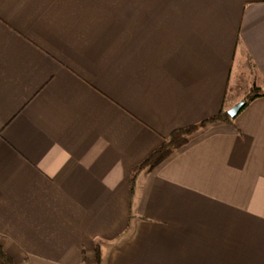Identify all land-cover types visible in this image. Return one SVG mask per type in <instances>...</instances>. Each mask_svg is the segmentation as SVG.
Returning a JSON list of instances; mask_svg holds the SVG:
<instances>
[{"label": "crops", "instance_id": "obj_1", "mask_svg": "<svg viewBox=\"0 0 264 264\" xmlns=\"http://www.w3.org/2000/svg\"><path fill=\"white\" fill-rule=\"evenodd\" d=\"M264 0H0V245L13 264H264ZM0 264H4L0 259Z\"/></svg>", "mask_w": 264, "mask_h": 264}, {"label": "trees", "instance_id": "obj_2", "mask_svg": "<svg viewBox=\"0 0 264 264\" xmlns=\"http://www.w3.org/2000/svg\"><path fill=\"white\" fill-rule=\"evenodd\" d=\"M264 95V90L258 87H252L251 90L243 98L242 108L245 107L252 99ZM241 108V109H242ZM231 117L227 112L221 109L216 115L205 118L198 123L187 125L184 127L176 128L170 132V134L163 140L161 145L155 148L140 164L134 169L130 178V192L133 190V183L135 175L144 168L151 170L169 155H171L176 149L184 146L189 141V137L196 132L199 128L205 127L209 123L214 122H231ZM94 257L96 264H101L100 249L98 246L95 248ZM0 259L4 264H13L12 259L7 254L5 249L0 245Z\"/></svg>", "mask_w": 264, "mask_h": 264}, {"label": "water", "instance_id": "obj_3", "mask_svg": "<svg viewBox=\"0 0 264 264\" xmlns=\"http://www.w3.org/2000/svg\"><path fill=\"white\" fill-rule=\"evenodd\" d=\"M243 105V101H239L236 104H234L231 108H229L226 112L228 114L229 117H234L237 115V113L240 111V109L242 108Z\"/></svg>", "mask_w": 264, "mask_h": 264}]
</instances>
